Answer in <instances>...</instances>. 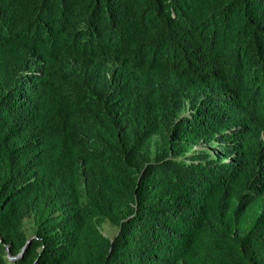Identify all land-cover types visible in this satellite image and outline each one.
Returning <instances> with one entry per match:
<instances>
[{"label":"trees","instance_id":"1","mask_svg":"<svg viewBox=\"0 0 264 264\" xmlns=\"http://www.w3.org/2000/svg\"><path fill=\"white\" fill-rule=\"evenodd\" d=\"M0 264H264V0H0Z\"/></svg>","mask_w":264,"mask_h":264},{"label":"rangeland","instance_id":"2","mask_svg":"<svg viewBox=\"0 0 264 264\" xmlns=\"http://www.w3.org/2000/svg\"><path fill=\"white\" fill-rule=\"evenodd\" d=\"M103 230L105 233L110 234V235L114 234L115 232L114 227L110 226L108 223H104ZM11 258H14V257H11Z\"/></svg>","mask_w":264,"mask_h":264},{"label":"water","instance_id":"3","mask_svg":"<svg viewBox=\"0 0 264 264\" xmlns=\"http://www.w3.org/2000/svg\"><path fill=\"white\" fill-rule=\"evenodd\" d=\"M29 240H27V242H28ZM24 250V249H23ZM23 254V251L22 252H20V254L19 255H22Z\"/></svg>","mask_w":264,"mask_h":264}]
</instances>
